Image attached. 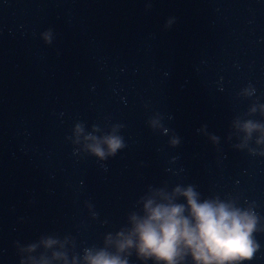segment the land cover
Segmentation results:
<instances>
[{
    "label": "water",
    "instance_id": "obj_1",
    "mask_svg": "<svg viewBox=\"0 0 264 264\" xmlns=\"http://www.w3.org/2000/svg\"><path fill=\"white\" fill-rule=\"evenodd\" d=\"M253 105H264V0H0V264L47 235L73 237L81 255L103 247L149 187L255 204L264 228V145L254 133L239 147L233 127L264 123ZM78 122L98 136L124 125L126 147L98 161L75 143ZM255 239L250 264H264V232Z\"/></svg>",
    "mask_w": 264,
    "mask_h": 264
},
{
    "label": "clouds",
    "instance_id": "obj_2",
    "mask_svg": "<svg viewBox=\"0 0 264 264\" xmlns=\"http://www.w3.org/2000/svg\"><path fill=\"white\" fill-rule=\"evenodd\" d=\"M45 40L51 43L50 34H45ZM245 94L254 95L255 89H246ZM258 110L264 114V105H253L249 115ZM148 124L153 131L162 129L168 134L161 119L150 118ZM123 127L114 124L110 131L98 136L95 133L103 131L99 125H92V131L86 134L84 124L78 122L74 126L75 143L80 144L82 137L84 151L104 162L126 147L123 136L118 134ZM233 127L243 134L239 147L246 146L254 133L260 134L257 145H264V123L237 117ZM211 139L219 144L215 135ZM169 143L176 148L181 141L173 136ZM252 154H256L255 150ZM137 207L139 211L128 215L126 226L105 235L103 247H85L81 255L71 236H41L39 243L22 249L29 255L20 264H130L133 255L141 264H250L260 250L255 234L264 232V228L260 227L261 217L255 204L245 208L236 198H204L195 185L177 184L171 191L167 185L149 187ZM97 216L94 211L93 219ZM38 249H42L40 255H33Z\"/></svg>",
    "mask_w": 264,
    "mask_h": 264
}]
</instances>
